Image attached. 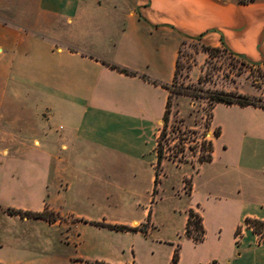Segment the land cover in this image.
<instances>
[{
  "label": "crops",
  "instance_id": "obj_1",
  "mask_svg": "<svg viewBox=\"0 0 264 264\" xmlns=\"http://www.w3.org/2000/svg\"><path fill=\"white\" fill-rule=\"evenodd\" d=\"M186 39L225 47L264 69V0H0L1 264H172L179 243L178 264H264V240L246 222L264 221L263 107H214L209 129L220 134L212 136V159L175 164L191 189L182 185L180 207L168 212L171 238L156 234L166 226L158 206L135 214L136 191L154 188L170 94L162 84L173 83ZM220 108L226 116L219 117ZM54 180L77 210L33 207L46 201ZM92 187L128 191V198L108 197L106 204L87 193ZM112 207L127 216L111 218ZM9 208H48L61 218L23 217ZM191 208L202 216V242L186 235ZM92 221L151 226L145 234ZM86 228L134 241L96 240L84 254ZM140 242L168 246L166 261L146 263Z\"/></svg>",
  "mask_w": 264,
  "mask_h": 264
},
{
  "label": "rangeland",
  "instance_id": "obj_2",
  "mask_svg": "<svg viewBox=\"0 0 264 264\" xmlns=\"http://www.w3.org/2000/svg\"><path fill=\"white\" fill-rule=\"evenodd\" d=\"M241 1L246 2L247 0ZM195 65L197 66L196 69ZM195 74H197L196 78L193 76ZM201 76L202 82L200 83L199 78ZM176 85L177 87L184 88L189 86L191 89L195 90L204 89L239 92L254 97L252 95L253 92L260 91L264 93V69L257 63L247 61L225 47L218 48V50L210 55L209 51H206L201 43L186 39L181 47L179 74ZM261 98L264 99L262 96ZM216 105H213L209 99L203 96L192 97L185 94H174L173 96L168 135L163 141L165 153L167 156L173 157V159L167 158L170 159L172 163L168 162L166 166H164L165 176L160 185L155 202L152 203V189L148 191L147 188L143 187V189L136 191L135 196L137 200L136 203L138 204L135 210L137 216L142 214L144 206L148 203L150 206H154L153 209L158 206L157 220L162 224L165 222L164 224H166V226L162 228L159 226L155 231L156 234H159L163 238H171L172 236V233H169L167 229L166 220L168 212L171 211L172 213L174 208L180 207L181 202L177 192L178 189H180L182 185V189L187 192L191 189L190 178H184L182 180L183 169L177 166H181L188 162H198L201 156L208 155L207 148L203 145H193L184 152L181 151V146L178 143L179 141L181 142L186 135L191 142L201 137L198 132L208 130L211 127L213 109ZM180 112H182V114ZM218 115L219 117H224L226 116V112L220 108L218 110ZM196 123L200 124L203 128H192ZM214 131L215 135H213V137L217 136L219 128H215ZM184 134L186 135L184 136ZM127 192L128 191L124 190L100 187H92L89 189V192L87 191L92 197L101 199L104 203L108 197L111 199L126 197L125 199H127ZM45 204L48 207L51 206L54 208L60 215L73 212L78 208L73 199L64 196L62 183L58 180H54L48 187L46 201L42 202V200H37L33 207L40 208L44 207ZM106 204L108 203L106 202ZM109 214L113 219H121L127 216L125 209L114 207H112V211H110ZM147 225L150 227L151 223L149 222ZM32 227L33 226H30L29 229L31 230ZM59 233L60 231L58 234ZM84 235V242H82L81 245V250L84 254H92L91 252L96 240H103L105 242L121 241L122 245L126 246L132 244L134 241V237L128 234H102L93 228H86L84 230ZM141 246L146 263L147 261L160 263L166 261L169 251L168 246L157 249L149 248L146 244L142 243ZM2 253L5 255L4 252Z\"/></svg>",
  "mask_w": 264,
  "mask_h": 264
},
{
  "label": "trees",
  "instance_id": "obj_3",
  "mask_svg": "<svg viewBox=\"0 0 264 264\" xmlns=\"http://www.w3.org/2000/svg\"><path fill=\"white\" fill-rule=\"evenodd\" d=\"M203 48L206 51H209L210 55H212L218 48H213L209 46H203ZM105 64L110 66L113 69H117L123 73H126L128 75H133L136 76L138 75V72L130 70L126 67H123L121 65L111 63L108 61L103 60ZM179 63L180 59L177 63V70H176V75L175 79L172 84H162L164 87H166L169 91V97L167 101V108L165 111V115L163 117L164 124L161 127L160 134L158 137V143H157V153H158V160L155 165V183H154V188H153V198H152V203L155 202L156 196L159 193L160 189V184H161V175L163 173V161L165 158H172L171 156H167V154L164 151V145L163 141L165 137L168 135V128H169V118H170V113H171V104H172V99L174 94H185V95H190L192 97H206L209 99V101L213 104L216 105L218 103H223L227 105H239V106H258V107H263L264 108V99L263 98H258V97H251L239 92H227L225 90H204V89H191V87H177L176 85V80L179 74ZM143 78L148 79L149 78L145 75H142ZM156 82V81H154ZM199 82H202V76L199 78ZM174 129V128H173ZM181 131V130H180ZM184 132V131H183ZM182 132V133H183ZM220 134V132H217V136ZM182 139V138H181ZM203 146L207 148L208 155L207 156H201L200 162H205V161H210L212 159V152H213V143L212 141L210 142H204ZM181 151L184 150L183 147H180ZM175 158V157H174ZM8 211L13 214H20L23 217L26 216H32L36 218H44L47 219L51 222L57 221L60 217V215L54 211H51L48 208H45V210L41 212H34V211H24L22 209H15V208H9ZM87 221V220H86ZM88 222V221H87ZM247 224L252 226V229L258 233L261 236V232L264 231V221H260L257 219H252V218H247L246 220ZM91 223L96 224V225H101V226H106L111 229L117 230V231H141L145 234L149 232V226L147 225L149 222L145 224H141L139 226H129V225H124V224H113V223H105V222H96L92 221ZM186 235L189 237H193L196 242H202L205 239L206 236V230L203 225V220L202 216L196 212L194 209H189L188 210V220H187V225H186ZM261 239L264 240V237L261 236ZM180 258V243L176 246L173 258H172V264H178ZM1 264V263H0Z\"/></svg>",
  "mask_w": 264,
  "mask_h": 264
},
{
  "label": "built area",
  "instance_id": "obj_4",
  "mask_svg": "<svg viewBox=\"0 0 264 264\" xmlns=\"http://www.w3.org/2000/svg\"><path fill=\"white\" fill-rule=\"evenodd\" d=\"M198 134H200L201 137H198L196 140H193V142H191L190 139H188L187 135L184 134V136L185 135L186 136L183 138L181 142L179 141L178 143L181 147L184 148L183 150L184 152L187 149L191 148L193 145H203L204 142H210L212 140V136L215 135V131L211 132L210 129H208V130L198 132ZM248 226L252 228V226L250 225ZM261 236L264 237V231L261 232Z\"/></svg>",
  "mask_w": 264,
  "mask_h": 264
}]
</instances>
